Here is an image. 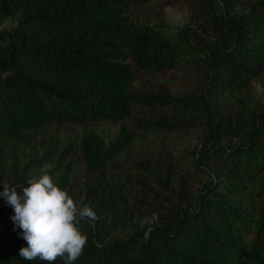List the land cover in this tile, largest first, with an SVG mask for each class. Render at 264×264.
<instances>
[{"label": "trees", "instance_id": "1", "mask_svg": "<svg viewBox=\"0 0 264 264\" xmlns=\"http://www.w3.org/2000/svg\"><path fill=\"white\" fill-rule=\"evenodd\" d=\"M151 0H0V146L33 126L47 122H119L135 106L171 102L164 94H137L132 84L142 73L172 70L194 45L185 31L169 41L152 26L135 22L132 6ZM231 45L220 49L223 79L264 70V0L243 19L225 21ZM244 143L219 145L208 156L232 173L254 176L264 171V109L255 113ZM147 130L165 121L135 118ZM135 132L121 126L105 141L96 131L84 133L79 148L89 175L99 176L109 162L129 147ZM40 158L14 172L12 185H24ZM0 182V192H3ZM206 190V189H205ZM256 218L247 206L215 190L204 192L194 209L178 208L171 226H153L142 240L105 242L96 222L82 220L88 237L74 264H264V242L248 243L246 234H264V184ZM14 210L0 196V264H48L19 255L27 242L12 217ZM54 264H65L58 258Z\"/></svg>", "mask_w": 264, "mask_h": 264}, {"label": "rangeland", "instance_id": "2", "mask_svg": "<svg viewBox=\"0 0 264 264\" xmlns=\"http://www.w3.org/2000/svg\"><path fill=\"white\" fill-rule=\"evenodd\" d=\"M259 1L151 0L132 6L129 14L135 22L152 26L172 42L185 31L194 45L172 70L142 73L131 86L137 94H164L172 101L135 106L131 117L115 123L51 121L33 126L0 146V182L12 184L14 172L31 156L40 158L32 173L47 172L78 207H92L105 242L140 241L153 226H171L178 208L194 209L199 197L211 190L247 206L256 218L264 171L234 174L208 151L243 144L255 113L264 109V70L223 79L220 52L231 45L225 21L243 19ZM14 27L15 21L7 20L0 30ZM257 38L263 40L264 35ZM135 118L166 123L143 130L136 127ZM121 126L134 130L133 143L101 175H89L80 137L96 131L109 141ZM254 230L252 226L246 234L247 242L263 243L264 234L258 237Z\"/></svg>", "mask_w": 264, "mask_h": 264}, {"label": "clouds", "instance_id": "3", "mask_svg": "<svg viewBox=\"0 0 264 264\" xmlns=\"http://www.w3.org/2000/svg\"><path fill=\"white\" fill-rule=\"evenodd\" d=\"M3 188L0 196L14 210L12 220L27 242V247L19 250L23 259L38 258L54 264L60 258L65 264H74L83 255L88 237L79 225L82 220H97L92 207H78L68 192L43 171L39 175L30 173L27 186L5 181Z\"/></svg>", "mask_w": 264, "mask_h": 264}]
</instances>
